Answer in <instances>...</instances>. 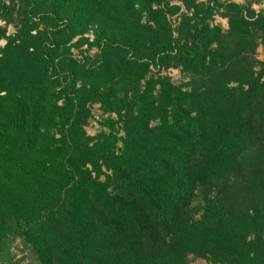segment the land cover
<instances>
[{
  "label": "trees",
  "instance_id": "16d2710c",
  "mask_svg": "<svg viewBox=\"0 0 264 264\" xmlns=\"http://www.w3.org/2000/svg\"><path fill=\"white\" fill-rule=\"evenodd\" d=\"M171 1L0 0V244L37 264H264V8Z\"/></svg>",
  "mask_w": 264,
  "mask_h": 264
},
{
  "label": "rangeland",
  "instance_id": "374dc122",
  "mask_svg": "<svg viewBox=\"0 0 264 264\" xmlns=\"http://www.w3.org/2000/svg\"><path fill=\"white\" fill-rule=\"evenodd\" d=\"M251 1L252 8L255 11H259L261 8H264V0H218L219 3H225V2H232L237 3L240 5H246ZM172 5H181L179 1L172 0ZM222 11L219 13H215L213 15V25H221L223 30L227 29V20L222 17L221 14ZM178 19L177 17H173L171 19V24L174 28L178 25ZM0 26H3V23L0 22ZM14 33V29L9 26L7 29V35H11ZM89 39H92L91 34L88 35ZM5 44V41H0V46H3ZM87 49L86 46H83L80 50L85 51ZM72 49V54L75 57L79 56V51ZM96 53L95 49L90 50L89 54L93 55ZM257 59L259 61H264V53L261 48L257 49ZM162 75L169 77L172 82L179 86L180 84L187 81V78L184 77L178 69H170L166 72H163ZM92 114L94 117V120H90L87 127H85V131L87 135L94 136L97 133H99L102 129L98 126L97 121L102 116L100 111L98 110L97 106L92 107ZM0 264H37L34 256L31 254L30 249L27 245L23 243L22 240L18 238H8L4 242L0 244ZM187 264H210L205 262L201 259H196L192 256L189 257V261Z\"/></svg>",
  "mask_w": 264,
  "mask_h": 264
}]
</instances>
